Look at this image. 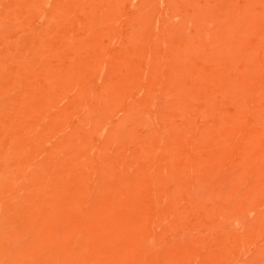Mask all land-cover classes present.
<instances>
[{"label":"rangeland","instance_id":"1","mask_svg":"<svg viewBox=\"0 0 264 264\" xmlns=\"http://www.w3.org/2000/svg\"><path fill=\"white\" fill-rule=\"evenodd\" d=\"M0 264H264V0H0Z\"/></svg>","mask_w":264,"mask_h":264}]
</instances>
